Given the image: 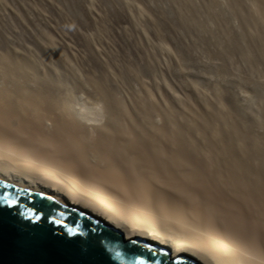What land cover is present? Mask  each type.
Wrapping results in <instances>:
<instances>
[{
	"label": "bare ground",
	"instance_id": "bare-ground-1",
	"mask_svg": "<svg viewBox=\"0 0 264 264\" xmlns=\"http://www.w3.org/2000/svg\"><path fill=\"white\" fill-rule=\"evenodd\" d=\"M236 1L242 35L263 56L264 0ZM91 85L94 104H79L35 64L0 59V175L172 257L264 264V139L247 126L231 136L223 116L209 118L207 138L145 98L127 108L108 82Z\"/></svg>",
	"mask_w": 264,
	"mask_h": 264
},
{
	"label": "rangeland",
	"instance_id": "rangeland-1",
	"mask_svg": "<svg viewBox=\"0 0 264 264\" xmlns=\"http://www.w3.org/2000/svg\"><path fill=\"white\" fill-rule=\"evenodd\" d=\"M242 33L230 0H0V59L35 64L77 103L106 81L127 108L145 98L207 138L223 116L262 140L264 55Z\"/></svg>",
	"mask_w": 264,
	"mask_h": 264
},
{
	"label": "water",
	"instance_id": "water-1",
	"mask_svg": "<svg viewBox=\"0 0 264 264\" xmlns=\"http://www.w3.org/2000/svg\"><path fill=\"white\" fill-rule=\"evenodd\" d=\"M0 194L7 191L17 195L12 208L0 205V264H199L185 256L172 257L161 246L141 238L125 239L119 230L107 227L96 218L15 180L0 175ZM28 209L43 212L35 225L22 220L19 213ZM49 217L76 227L91 247L70 242L63 228L49 222ZM115 251L119 259H113Z\"/></svg>",
	"mask_w": 264,
	"mask_h": 264
},
{
	"label": "snow or ice",
	"instance_id": "snow-or-ice-1",
	"mask_svg": "<svg viewBox=\"0 0 264 264\" xmlns=\"http://www.w3.org/2000/svg\"><path fill=\"white\" fill-rule=\"evenodd\" d=\"M0 187L7 188L9 185L6 184H0ZM17 195L18 194H12L7 191L3 192L0 194V205L7 206L8 208H12L13 206H16L18 201H17ZM49 200H51V197H48ZM20 217L22 220L27 221L29 224L35 225L37 222L41 221L42 216L44 215L42 211H38L35 209H28L24 212L19 213ZM49 222L60 225L63 228V233L67 238H70V242L74 244H85L87 247H91L90 242L88 241H80L79 237L84 236V233L81 232L79 229L76 227H69L64 224L62 220L55 219L53 217H49ZM113 259H119L120 258V252L115 251L112 255ZM138 264H145L143 260H139Z\"/></svg>",
	"mask_w": 264,
	"mask_h": 264
}]
</instances>
